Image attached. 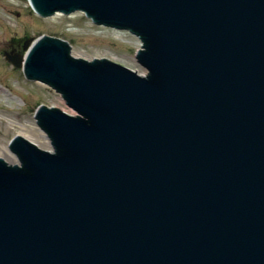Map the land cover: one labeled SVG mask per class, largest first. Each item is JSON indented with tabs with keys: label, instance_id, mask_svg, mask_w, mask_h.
Wrapping results in <instances>:
<instances>
[{
	"label": "water",
	"instance_id": "obj_1",
	"mask_svg": "<svg viewBox=\"0 0 264 264\" xmlns=\"http://www.w3.org/2000/svg\"><path fill=\"white\" fill-rule=\"evenodd\" d=\"M144 42L141 77L44 34L22 62L55 148L0 156V264H264V0H31Z\"/></svg>",
	"mask_w": 264,
	"mask_h": 264
},
{
	"label": "rangeland",
	"instance_id": "obj_2",
	"mask_svg": "<svg viewBox=\"0 0 264 264\" xmlns=\"http://www.w3.org/2000/svg\"><path fill=\"white\" fill-rule=\"evenodd\" d=\"M114 31L117 30L93 25L80 12L41 18L28 0H0V147L9 150V140L21 134L44 148L39 138L42 132L34 118L40 104L55 105L73 113L54 90L41 82L27 80L22 69L13 66L5 53H24L25 37L48 34L69 41L76 53L108 57L146 72L135 58V51L141 45L139 38L126 31ZM22 125L25 130H21Z\"/></svg>",
	"mask_w": 264,
	"mask_h": 264
},
{
	"label": "bare ground",
	"instance_id": "obj_3",
	"mask_svg": "<svg viewBox=\"0 0 264 264\" xmlns=\"http://www.w3.org/2000/svg\"><path fill=\"white\" fill-rule=\"evenodd\" d=\"M28 3H29V5H30V7L32 8V9H34V7H33V5H32V3H31V0H28ZM76 12H80V13H82V14H84V16L86 17V18H88L90 21H91V23L93 24V25H96V26H99V27H103V28H108V29H115V30H117V31H114V33L115 32H119L120 31V33H122V32H128V33H131V34H133V35H135L134 33H132L131 31H130V29H128V28H123V27H113V26H110V25H107V24H100V23H97L96 21H94V19H93V17L92 16H90L89 14H87V12H86V10H83V9H76V10H74V11H72V12H70V13H65L64 11H56L55 13H53L52 15H45V14H39L38 16H40L41 18H47V17H49V16H53V15H58V14H64V15H72V14H74V13H76ZM122 31V32H121ZM44 34H42V35H39V36H36V37H33V36H29V37H25L24 38V40H23V45H22V47H23V50H24V53H12V52H10V53H8V52H6L5 53V57H7V54L9 55H16V54H18L19 56H21V59H22V62L23 61H26V57H27V55H28V53L30 52V50H31V48H32V46H33V44L39 39V38H41L42 36H43ZM48 35V34H47ZM121 35V34H120ZM50 36H52V35H50ZM136 37H138L139 38V40H140V42H141V45H140V47L135 51V58H136V60H137V62L141 65V67L142 68H144V70H146V72H139V71H137L136 69H133V68H129V67H127V66H125L124 64H122V63H119V62H117V63H119V64H121V65H123V66H125V67H127V68H129V69H131L132 71H134V72H136L138 75H140L141 77H146L147 75H148V73H149V71H148V69H147V67L143 64V63H141L139 60H138V58H137V53H138V51L140 50V49H144V47L142 46V45H144V42L142 41V39L139 37V36H137V35H135ZM55 37H58V36H55ZM58 38H60V37H58ZM61 39H63V38H61ZM65 40V39H64ZM67 41V40H66ZM69 42V41H68ZM69 44L71 45V43L69 42ZM70 54L73 56V57H75V58H84V59H86V60H88V61H94L95 60V57L96 56H92V55H88V54H86V53H84V52H79V53H76L74 50H73V46L71 45V49H70ZM9 55V56H10ZM96 58H103V57H96ZM108 58V57H107ZM108 59H110V58H108ZM110 60H112V59H110ZM112 61H114V60H112ZM114 62H116V61H114ZM23 65H24V62H23ZM23 65H21V66H15L16 68H21L22 69V71L24 70V68H23ZM24 72V71H23ZM31 81H38V82H41V83H43V84H45V85H47L49 88H51L52 90H54L57 94H59L60 96H61V98H62V100H63V102L66 104V106L68 107V108H70L72 111H73V113H68V112H66V111H64L63 109H62V111H64V112H66V113H68L69 115H73V116H77V115H80V113L77 111V110H75L74 108H72V107H70L68 104H67V102H66V98H65V96L63 95V93L61 92V91H59L57 88H55L54 86H50L49 85V83H47V82H45V81H43V80H31ZM42 104H40V105H38V107L36 108V110H35V113H34V115L36 114V112H37V110H38V108L41 106ZM46 105V104H45ZM48 107H57V106H55V105H47ZM60 108V107H59ZM61 109V108H60ZM36 116V115H35ZM35 118V121H36V124H37V126H38V128L40 129V131L42 132V133H40V135H39V138H40V140H41V142L43 143V144H45V145H43V144H41L44 148H42L40 145H37L36 143V145L39 147V148H41V149H44V150H48V151H50L51 153H54V151H55V148H54V146H53V144H52V141H51V139H50V137L48 136V134H47V132L44 130V128H42L40 125H39V123H37L38 121L36 120V117H34ZM21 127V130H25L26 129V127H25V125H22V126H20ZM17 134H15L10 140H9V142H8V147H9V150H10V145H9V143L14 139V137L16 136ZM21 135V134H20ZM23 137H25L24 135H22ZM26 138V137H25ZM26 139H28V138H26ZM29 140V139H28ZM29 141H31V140H29ZM32 142V141H31ZM34 143V142H33ZM9 150L7 149V147L6 146H4V147H0V156L1 157H3L8 163H10V164H20V161H19V159L17 158V155L15 154V153H13L11 150V152H12V154L9 152Z\"/></svg>",
	"mask_w": 264,
	"mask_h": 264
}]
</instances>
